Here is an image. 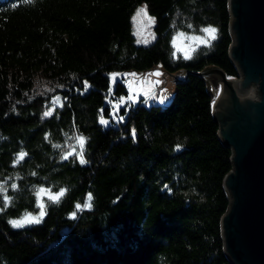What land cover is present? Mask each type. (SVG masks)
I'll return each mask as SVG.
<instances>
[{"label":"trees","instance_id":"1","mask_svg":"<svg viewBox=\"0 0 264 264\" xmlns=\"http://www.w3.org/2000/svg\"><path fill=\"white\" fill-rule=\"evenodd\" d=\"M141 3L147 44L131 30ZM227 3L0 0V264H231L220 218L232 151L199 74L239 76ZM177 34L210 36L184 57ZM157 67L181 78L169 103L141 98L104 126L126 75ZM40 189L64 190L44 198L42 217ZM25 214L39 222L10 223Z\"/></svg>","mask_w":264,"mask_h":264},{"label":"water","instance_id":"2","mask_svg":"<svg viewBox=\"0 0 264 264\" xmlns=\"http://www.w3.org/2000/svg\"><path fill=\"white\" fill-rule=\"evenodd\" d=\"M227 6L229 58L239 76L218 67L199 72L212 78L217 134L232 151V169L223 177L229 206L220 218L221 236L231 264H264V0H228Z\"/></svg>","mask_w":264,"mask_h":264},{"label":"rangeland","instance_id":"3","mask_svg":"<svg viewBox=\"0 0 264 264\" xmlns=\"http://www.w3.org/2000/svg\"><path fill=\"white\" fill-rule=\"evenodd\" d=\"M130 20L132 34L136 43L147 44L154 39V35L151 31L153 26V17L146 12L145 5L143 3L136 6L131 14ZM207 33L210 34L211 32ZM208 36L210 35H207V37ZM207 37L204 38L200 34H177L174 36L173 45L176 52L180 53L184 57H188L197 46L206 42ZM156 73H159V75H156ZM207 78L209 83L212 78ZM173 81L174 77L172 78L171 76L165 74L159 67L140 74L132 72L128 73L125 77L127 95L121 97L119 101L112 105L111 117L113 120L110 118H103V120L107 121V123L103 125H117V122L120 119V116L117 114L119 107L122 105H126L128 107L134 105L139 102L141 98H143L142 103L146 106H150L151 104L165 106L171 100L175 90ZM129 97H132V99H129ZM56 195L57 193H51L47 189H44L43 192H39L38 213L42 210L41 205H43L44 198ZM28 215L36 217L31 214Z\"/></svg>","mask_w":264,"mask_h":264},{"label":"snow or ice","instance_id":"4","mask_svg":"<svg viewBox=\"0 0 264 264\" xmlns=\"http://www.w3.org/2000/svg\"><path fill=\"white\" fill-rule=\"evenodd\" d=\"M204 31L206 32H212L214 30L212 29H205ZM156 75H159V73H156ZM129 99H132V97H129ZM50 113L49 112H46L45 115H49ZM102 124H106L107 121L103 120V118L101 119L100 121ZM77 140H78V143L80 144L81 148L83 147L84 145V138L83 137H77ZM179 147V146H178ZM23 154H21V157H22ZM81 163H84V160L81 156ZM13 187H15V185H13ZM44 189H41L40 192H43ZM64 194V190H61L60 193H58L56 196H51L50 198L53 200V201H56L58 199L59 196H62ZM89 200H91V195H89L88 197ZM80 205H77V208H79ZM84 207H90V204L88 202H85L84 204ZM41 213H40V216L42 217L44 215V212H43V205H41ZM31 222H36L38 223L39 222V219L37 217H32L28 214L25 215V217L22 219V220H13L11 221L12 225L14 227H20L22 226L24 223H31Z\"/></svg>","mask_w":264,"mask_h":264},{"label":"clouds","instance_id":"5","mask_svg":"<svg viewBox=\"0 0 264 264\" xmlns=\"http://www.w3.org/2000/svg\"><path fill=\"white\" fill-rule=\"evenodd\" d=\"M26 2L27 3H32V0H26ZM10 223H11V221H10Z\"/></svg>","mask_w":264,"mask_h":264},{"label":"bare ground","instance_id":"6","mask_svg":"<svg viewBox=\"0 0 264 264\" xmlns=\"http://www.w3.org/2000/svg\"><path fill=\"white\" fill-rule=\"evenodd\" d=\"M236 80H238V79H236Z\"/></svg>","mask_w":264,"mask_h":264}]
</instances>
